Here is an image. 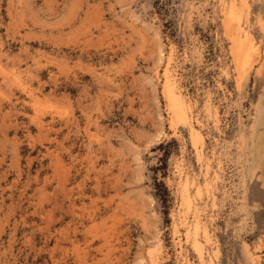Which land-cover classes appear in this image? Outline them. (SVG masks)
<instances>
[{
    "label": "rangeland",
    "instance_id": "rangeland-1",
    "mask_svg": "<svg viewBox=\"0 0 264 264\" xmlns=\"http://www.w3.org/2000/svg\"><path fill=\"white\" fill-rule=\"evenodd\" d=\"M0 264H264V0H0Z\"/></svg>",
    "mask_w": 264,
    "mask_h": 264
},
{
    "label": "bare ground",
    "instance_id": "bare-ground-1",
    "mask_svg": "<svg viewBox=\"0 0 264 264\" xmlns=\"http://www.w3.org/2000/svg\"><path fill=\"white\" fill-rule=\"evenodd\" d=\"M166 74V81L168 83V98L170 101V105L172 110L174 111L175 115L184 123H190V107L185 102L186 100L183 99L182 95L175 91L174 81L170 78V70L167 67L165 70ZM190 130L192 132V136L194 139V143L196 144L198 141L203 140L200 133H198L194 127L190 124ZM204 235V234H203ZM209 242V241H208Z\"/></svg>",
    "mask_w": 264,
    "mask_h": 264
}]
</instances>
